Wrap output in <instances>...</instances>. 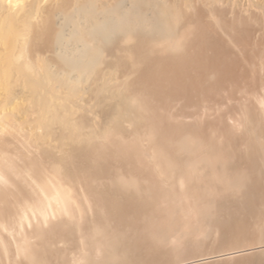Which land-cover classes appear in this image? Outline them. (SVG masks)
I'll use <instances>...</instances> for the list:
<instances>
[{
    "label": "bare ground",
    "instance_id": "bare-ground-1",
    "mask_svg": "<svg viewBox=\"0 0 264 264\" xmlns=\"http://www.w3.org/2000/svg\"><path fill=\"white\" fill-rule=\"evenodd\" d=\"M0 264H264V0H0Z\"/></svg>",
    "mask_w": 264,
    "mask_h": 264
},
{
    "label": "rangeland",
    "instance_id": "rangeland-1",
    "mask_svg": "<svg viewBox=\"0 0 264 264\" xmlns=\"http://www.w3.org/2000/svg\"><path fill=\"white\" fill-rule=\"evenodd\" d=\"M75 31H74V29H73V27H71V26H69L68 28H67V33H68V35H67V40H65L64 42H66L67 43V45H71L70 46V48L69 49H71V48H73V43L74 42H78L77 40H76V36L74 35V34H72V33H74ZM69 36H70V38H69Z\"/></svg>",
    "mask_w": 264,
    "mask_h": 264
}]
</instances>
